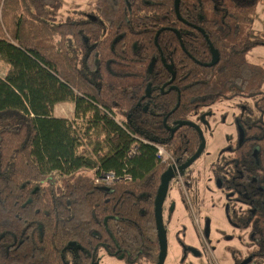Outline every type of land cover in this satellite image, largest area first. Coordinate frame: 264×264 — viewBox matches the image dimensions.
Listing matches in <instances>:
<instances>
[{
	"label": "trees",
	"instance_id": "16d2710c",
	"mask_svg": "<svg viewBox=\"0 0 264 264\" xmlns=\"http://www.w3.org/2000/svg\"><path fill=\"white\" fill-rule=\"evenodd\" d=\"M175 1L96 0V15L55 24L62 0H0V264H96L101 249L157 264L153 200L167 168L153 144L182 165L198 134L165 126L264 86V65L246 56L261 0H180L181 20ZM64 101L72 119L52 113ZM247 137L231 185L251 206L249 263L262 264L264 121Z\"/></svg>",
	"mask_w": 264,
	"mask_h": 264
},
{
	"label": "rangeland",
	"instance_id": "374dc122",
	"mask_svg": "<svg viewBox=\"0 0 264 264\" xmlns=\"http://www.w3.org/2000/svg\"><path fill=\"white\" fill-rule=\"evenodd\" d=\"M95 1L96 0H62V7L55 13L56 19L54 23L59 24L68 20L85 21V19L96 15ZM256 7V12L252 17L254 23L249 30L250 40L253 45L247 51L246 56L249 62L264 65V0H261ZM7 70V64L3 60H0V78L4 77ZM260 98H264V86L262 88V93L258 94V100ZM221 101L223 103L217 102L219 105H216L217 109L215 111L218 112L215 115L216 117H213V106L205 107L198 115L191 117L192 121L200 126L208 144L204 151L200 153V156L188 166V169L185 171L186 173L184 171H182L184 174L181 173V178L184 183L190 180L188 184L189 187L183 184L185 193L183 192V187L180 183H177L176 179H171L172 182L167 189V201H170V199L171 201H175V208L171 213L173 217H171L170 224L167 226V230H165L167 248L163 264H231L232 249H240L242 252H246L244 246L248 244L249 241L247 237L248 230H243L241 228L240 230L236 231L234 229L233 231L229 226H226V218L222 213L228 215V212L232 221L239 223L244 213L238 217L237 212L243 211L239 209L240 207L247 206L233 199L227 200L229 202V207L228 205L224 206L223 192L215 188L212 178L213 166H215V170L219 173L225 174L226 172H233L232 165L226 163V159L230 158L231 153L227 152L225 148L229 143L227 140L235 139L233 123L240 107L233 101L240 102L241 100H239V98H227ZM247 102L251 104L250 100H247ZM217 103H214V105ZM73 108L74 105L72 102L64 101L56 103L53 106L52 113L59 118L72 119L74 116ZM258 113L259 112L255 111V114ZM261 113L262 112H260L258 116L264 120V112ZM98 139L99 138H97V140ZM85 142L86 139H84L83 144H85ZM220 152L222 153L220 154ZM215 159L218 162H216ZM188 173L189 175L186 177L185 174ZM189 177H191L192 180L189 179ZM184 179H186V181ZM194 194H196V197L193 201L192 196H194ZM229 197L233 198L237 196L232 194ZM180 198L181 200L184 199L185 204L189 205L188 210H184L182 207L184 203H180ZM192 212L200 219L198 225L195 222V216L191 215ZM202 214L209 217L212 221L211 230L214 233L217 232L214 238V245L216 246L213 250L214 254L207 251L199 235V227L203 228ZM222 229L229 234L233 231V239L225 241L221 238ZM176 236L185 241L188 245H193L201 254L197 256L193 253L185 254V252H182L180 244L178 240H176ZM217 238L221 240L216 243ZM98 256V264H123L121 260L119 261L116 258L106 256L102 249L99 251ZM141 264L150 263L144 261L141 262ZM262 264H264V262H262Z\"/></svg>",
	"mask_w": 264,
	"mask_h": 264
},
{
	"label": "flooded vegetation",
	"instance_id": "af4514ba",
	"mask_svg": "<svg viewBox=\"0 0 264 264\" xmlns=\"http://www.w3.org/2000/svg\"><path fill=\"white\" fill-rule=\"evenodd\" d=\"M205 39H206V37H205ZM172 80L173 79L171 78V80H170L171 82L168 83V85L164 87L165 89L163 88L164 90H166V88L170 87V85L172 84ZM171 88L173 89L175 87L172 86ZM160 90H162V89H160ZM258 94L259 93H252V94H245V95H241L240 94V95H233V97L230 98V99L239 98V100H241L240 102L233 101L236 105H239V107H240L239 112H238V114H236V116L234 118V123H233V125H234L233 129L235 131V139L234 140H231V139L227 140V141H229V143H228L227 147L225 148L227 152L231 153L230 158L226 159L227 160L226 163L232 165L233 172L230 171V172H226L224 174V173H221V172L220 173L217 172L215 170V166H213V168H212V170H213V172H212L213 184H214V186H215V188L217 190H220L221 192H223V197H224V202H225L224 206L228 205V207H229V202L227 200H230V199H233L234 201L235 200L236 201H240L245 206H247V207H240L239 209H241L243 211H238L237 212L238 213V217H239V215H242V213H244V216L242 218H240L239 223L233 222L231 217H230V214L228 212H227L228 215H226L225 213H222V214L225 215V218H226V226H229L231 229H233V231H234V229L237 231V230H240L241 228L243 230H245V229L248 230L247 237H248L249 241H248V244H246L244 246V249H246V252L245 251L242 252L240 249H232L231 264H241L242 261H244L246 259H249V261L251 262V260H253L254 254H255V252H254V250H255L254 238L255 237H254V233L251 231V229H252V225H251L252 212L250 210L251 206L250 205L248 206V204L244 201L247 198H244V200H242L240 197L239 198H237V197L231 198L229 196L232 195V194H235L237 196V194L235 193V191H234V189H233V187L231 185V183L234 182V177L233 176H234L235 169H236V165L233 163V160H232L233 155H234L236 149L239 148V147H242L243 144L247 141L248 132L251 131L253 128H256L257 126H259V122L263 120L262 118H260L258 116V114H260V112H262V113L264 112V109H262L259 106V104H258V101H259L258 100ZM222 99H226V98H221V100ZM221 100L216 101V102H212V103H210L209 105L206 106V107L213 106V108H214V116L213 117H216L215 115H216V113H218L217 111H215L217 109L216 105H219V103L222 102ZM247 100L251 101L252 106H251V104H249L247 102ZM217 102H219V103H217ZM214 103H217V104L214 105ZM255 111L259 112V113L255 114ZM189 121L193 122L191 118H190ZM194 124H196V123H194ZM197 126L201 130L200 126L199 125H197ZM165 128L169 132H170V129H172V128H169V127L168 128L165 127ZM180 128H178V129H180ZM177 130H175V131H177ZM194 131H196V130L194 129ZM196 132H197L198 137H199V145H200V141H201L200 135H199L198 131H196ZM172 134H174V133H172ZM202 135H203L204 142H205V147H204V149H205L207 144H208V142H206V138L204 137L203 131H202ZM227 139H228V137H227ZM231 143H233V144H231ZM198 148H199V146H198ZM204 149L202 150V152L204 151ZM221 153L222 152H220V154ZM169 155H170V153H169ZM172 161H173V163L171 165H168L166 163V168L169 167V166L173 167V168H176V166H178L177 164H175L177 162V160H175L173 157H172ZM215 161L218 162L216 159H215ZM186 169H188V168H186ZM186 169H183V170H178L177 169L176 171H174L173 176L171 178L172 180L176 179L177 183L181 184V186L184 189L183 192L185 191V188H184L183 184H185V185H187V187H189L188 184L190 183V180L186 181V179H184L186 181L184 183L182 178H181V173L184 174L182 171L185 172ZM188 175H189V173L185 174L186 177H188ZM171 179H170V183L172 182ZM189 179H191V177H189ZM159 180H160V178H159ZM170 183H169V185H170ZM167 194H168V192H167ZM167 194L165 196L164 202L162 204L163 205L162 206V210H161V217H162V221H163V229H165V230H167L166 228L170 224L171 217H173L171 213L173 212L172 210H174V208H175V204H174L175 201H171V199H170V201H167V199H168ZM195 197H196V194H194V196H192V200L193 201H194ZM180 203L181 204L184 203V204H182V207L184 208V210H188L189 209V205L185 204L184 199L181 200V198H180ZM153 205H154V200H153ZM153 214H154V210H153ZM191 215L195 216V213L192 212ZM174 216L177 217L176 215H174ZM185 216H187V215H185ZM202 219H203V221H202L203 228L198 226L199 227V235H200V237H201V239L203 241V244H204L205 248L207 249V251H209L211 254H214L213 250L216 247L214 245V238H215V234H217V232L214 233L211 230L212 221L209 219L208 216L202 214ZM199 220L200 219H198V217L195 216V222H196L197 225H198ZM233 231L229 234V233H226L225 230L222 229L221 230V234H222L221 238H223L225 241L232 240L233 239L232 238ZM218 233H219V230H218ZM156 237H157V230H156ZM210 239H211L213 244L211 243ZM176 240H178V243L180 244L182 252H185V254L186 253H191V254L193 253L194 255H197V256H199L201 254V252L198 251L197 248H195L193 245H188L187 243H185V241H183L182 239L178 238L177 236H176ZM220 240H221L220 238H217L216 243L220 242ZM165 241H166V235H165ZM166 248H167V246H166ZM158 251H159V244H158ZM109 257H111V256H109ZM98 259H99V257H98ZM98 259H97V263L96 264H98ZM117 260H119V259H117ZM144 261L152 264L149 260H145L144 259L142 262H144ZM248 264H250V263H248Z\"/></svg>",
	"mask_w": 264,
	"mask_h": 264
},
{
	"label": "water",
	"instance_id": "95a60500",
	"mask_svg": "<svg viewBox=\"0 0 264 264\" xmlns=\"http://www.w3.org/2000/svg\"><path fill=\"white\" fill-rule=\"evenodd\" d=\"M179 3L180 0H176L175 1V5H174V11L176 12V16L179 20H181L179 11H178V7H179ZM207 38V37H206ZM210 45V44H209ZM211 47V57L212 60L207 64L208 66H214L217 64L218 62V57L216 55V51L214 49V47L212 45H210ZM162 60V59H161ZM174 75H172V79H173ZM171 81H169L168 83H170ZM167 83V84H168ZM166 85H164L161 89L163 90V88ZM169 90H172V88H170ZM147 95H148V91H147ZM166 124V120H164V125ZM189 125L191 127H193L196 131H198L199 135H200V145L198 150L182 165L176 166V168L173 167H167V169L164 171V173L160 176V184L156 190V196L154 198V217H155V229L157 230V241L159 244V257H158V261L157 264H163V261L165 259L166 256V246H167V242L165 241V229H163V221H162V217H161V210H162V204L164 202L165 196L167 194V189L170 183V179L173 176L174 171L178 170H183L188 168V165H190L192 162H194L199 156L200 153L202 152V150L205 147V142H204V138L202 135V131L199 129V127L194 124L193 122L186 120V121H182L179 122L178 124H176V126H174V128L170 129L171 133H174L175 130H177L178 128L182 127V126H186ZM167 127V126H165ZM168 128V127H167ZM250 261L249 259H246L244 261H242L241 264H248Z\"/></svg>",
	"mask_w": 264,
	"mask_h": 264
},
{
	"label": "built area",
	"instance_id": "2783aa9c",
	"mask_svg": "<svg viewBox=\"0 0 264 264\" xmlns=\"http://www.w3.org/2000/svg\"><path fill=\"white\" fill-rule=\"evenodd\" d=\"M153 145L155 147V153H156V157L158 158V160L161 161L162 163L165 162L168 165H171L173 163L172 157L169 155L164 145L163 146L159 144H153ZM115 179H116L115 174L112 172L106 173L100 177V181L106 184H111L110 182Z\"/></svg>",
	"mask_w": 264,
	"mask_h": 264
}]
</instances>
